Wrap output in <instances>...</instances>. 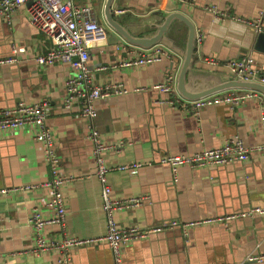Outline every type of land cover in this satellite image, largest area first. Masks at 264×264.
<instances>
[{
  "label": "crops",
  "instance_id": "obj_1",
  "mask_svg": "<svg viewBox=\"0 0 264 264\" xmlns=\"http://www.w3.org/2000/svg\"><path fill=\"white\" fill-rule=\"evenodd\" d=\"M89 3L94 5L96 17L105 28L89 43V64L109 66L95 71L96 83L120 82L131 90L97 100L94 125L108 143L130 142L105 155L109 164L142 163L136 171L113 170L108 175L115 196H146L142 205L117 212L120 225L147 227L171 220L188 222L253 206L264 207V152H254L248 161L221 166L196 169L183 165L177 176L170 165L159 161L163 155L218 147L235 135L249 146L263 143L264 99L262 103L245 99L232 108L226 103L214 104L198 113L161 102L168 95L154 85L172 71L177 81L182 56L161 44L173 57L176 54L180 58L178 63L168 59L138 67L112 68L110 65L130 54L118 46L129 44L139 52L151 47L133 45L116 34L105 19L106 0ZM116 6L126 10L120 20L136 36L156 32L153 24L163 21L162 13L186 14L194 22L197 35L202 36L197 40L189 77L199 75L205 79L213 73L231 76L228 61L253 53L250 47L256 29L239 18L259 20L264 28V0H114L113 8ZM212 7H217L219 14L211 11ZM173 27L177 28L172 34L176 43L185 47L187 25L177 20ZM50 46V39L31 22L27 5L15 11L10 23L0 17V56L14 55L16 48L18 58L17 62L0 66V108L21 100H47L51 106L47 124L56 136L61 169L75 179L64 187V226L48 225L45 236L54 241H61L64 236H103L107 221L101 182L95 174L93 143L88 136L91 123L63 105L65 81L74 70L64 62H37L36 57ZM207 57H214L219 63L209 64L204 61ZM262 63L259 69L264 73ZM137 87L142 90L133 91ZM242 89L246 88L223 91ZM44 155V145L27 128L0 132V189L48 180L51 167ZM46 197L41 188L0 194V264H60L59 249L32 251L36 241L29 215L37 206L43 216L50 215L44 203ZM122 252L123 264H264L246 259L254 252L264 253V214L199 224L188 230L179 224L146 239L127 241ZM71 258V264H114L112 251L104 242L76 246L71 249Z\"/></svg>",
  "mask_w": 264,
  "mask_h": 264
},
{
  "label": "built area",
  "instance_id": "obj_2",
  "mask_svg": "<svg viewBox=\"0 0 264 264\" xmlns=\"http://www.w3.org/2000/svg\"><path fill=\"white\" fill-rule=\"evenodd\" d=\"M81 1L0 0V17L5 18L10 23L15 11L19 7L27 5L31 22L50 39L51 46L45 53L39 54L36 57L38 63L53 64L64 62L74 70V73L69 75L65 81L63 105L65 109L72 111L73 115L84 118L91 123L88 136L93 143L95 174L101 182L102 207L107 221V233L99 237L79 238L64 236L61 241H54L45 236V228L48 225L64 226L67 215V201L64 187L75 179L73 175L67 174L61 169V157L56 150V136L47 124L51 113V106L47 100L36 102L21 100L11 107L0 108V132L27 128L34 138L44 145V157L51 167V177L46 181L27 185L26 187L0 189V194H7L11 191L24 188H41L46 191L47 197L44 203L46 209L50 211V215L48 217L43 216L39 206L34 207L29 215V223L34 228L36 241L32 251L39 253L59 249V263L71 264L72 248L104 242L108 244L112 251L114 264H123L122 246L127 241L146 239L153 233L173 228L179 224L182 228L188 230L190 227L199 224H215L233 219L253 217L256 213L264 214V207L255 206L247 210L188 222L171 220L147 227L120 225L116 217L117 212L121 209H129L142 205L146 196H115L108 175L113 170L136 171L142 163L134 161L120 165H111L107 162L105 155L109 151H119L125 144L129 145L130 142L120 140L112 144L104 139L102 133L94 125V120L98 115V108L95 102L99 99L107 100L111 95L127 94L131 90L120 82L108 83L106 85L96 83L95 71L106 70L109 66L91 67L89 64L91 58L89 43L92 38L102 35L105 28L96 17L94 5L89 3L93 2V0ZM210 10L219 14L217 7H212ZM113 11L116 15L126 12L124 8L117 6L113 8ZM239 20L251 24L257 30H263L259 20L249 21L243 18H239ZM201 38V35H197V40H201ZM118 48L130 54L127 56L125 54L119 58L116 63L110 65L112 68L138 67L167 61L168 59L174 62L172 53L161 44L152 46L148 51L141 52L131 49L129 44L120 45ZM13 51L14 55L0 56V66L18 61L15 55L17 49L14 48ZM204 61L209 64L219 63L214 57H207ZM227 66L229 67L230 74L234 77L264 83V73L255 65V59L251 54L232 59L228 61ZM154 87L168 95L161 102L197 113L203 107L214 104L226 103L232 108L245 99H256L260 103L264 99V94L254 89L228 90L195 100L185 99L177 92L176 78L173 71L168 72L164 80L155 84ZM141 90V87L133 89V91ZM76 106H78V109H75ZM261 121L264 123V108L261 113ZM254 152H264V142L249 146L245 144L239 135H235L225 139L218 147L205 148L193 153L163 155L159 161L162 164L170 165L175 176H177L178 168L183 165L197 169L244 162L248 161ZM246 259L262 262L264 261V253L258 254L254 252L249 254Z\"/></svg>",
  "mask_w": 264,
  "mask_h": 264
},
{
  "label": "water",
  "instance_id": "obj_3",
  "mask_svg": "<svg viewBox=\"0 0 264 264\" xmlns=\"http://www.w3.org/2000/svg\"><path fill=\"white\" fill-rule=\"evenodd\" d=\"M113 4L114 0H106L104 15L107 24L116 32V34L127 42L144 48L163 44L171 48L177 55L182 56L183 59L176 81V89L181 97L195 100L232 88L254 89L261 91L264 94V83L245 80L234 77L233 75L218 76V74L213 73L208 75L205 79L199 75L189 77V72L195 62L194 54L197 45V29L194 22L186 14L180 11H172L169 14L162 13L161 15L164 17L163 21L161 23L153 24V29H155L156 32L149 36H136L132 34L120 20L122 14L116 15L114 13ZM177 20L185 23L188 27V36L185 47L183 44H177L176 39L172 36V34L177 32V28L173 27V23ZM250 49L253 52V55H251L255 59V65L258 68H261L259 63L263 64L262 62H264V28L261 31L257 29L255 30ZM176 54L174 62L178 63L180 58H178Z\"/></svg>",
  "mask_w": 264,
  "mask_h": 264
},
{
  "label": "rangeland",
  "instance_id": "obj_4",
  "mask_svg": "<svg viewBox=\"0 0 264 264\" xmlns=\"http://www.w3.org/2000/svg\"><path fill=\"white\" fill-rule=\"evenodd\" d=\"M98 0H93V2L95 3V2H97ZM98 13H99V16H101L102 15V12H101V9L99 8V10H98Z\"/></svg>",
  "mask_w": 264,
  "mask_h": 264
}]
</instances>
